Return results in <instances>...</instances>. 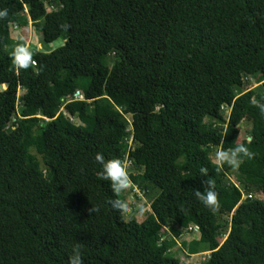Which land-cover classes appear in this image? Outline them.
Segmentation results:
<instances>
[{
	"label": "trees",
	"instance_id": "16d2710c",
	"mask_svg": "<svg viewBox=\"0 0 264 264\" xmlns=\"http://www.w3.org/2000/svg\"><path fill=\"white\" fill-rule=\"evenodd\" d=\"M0 9V264H67L77 243L84 264H183L174 250L184 232L194 236L183 250L209 253L206 264H264V94L242 93L264 82V0H0ZM28 21L44 46L64 41L32 55L35 67L12 56L25 44L11 28ZM78 91L84 100L68 103ZM244 121L239 144L252 159L214 162L217 148L239 145ZM97 153L131 161L151 208L143 222L111 208L126 197L98 177ZM233 170L241 187L225 182ZM208 178L215 211L192 193Z\"/></svg>",
	"mask_w": 264,
	"mask_h": 264
},
{
	"label": "clouds",
	"instance_id": "9594fccd",
	"mask_svg": "<svg viewBox=\"0 0 264 264\" xmlns=\"http://www.w3.org/2000/svg\"><path fill=\"white\" fill-rule=\"evenodd\" d=\"M6 15L7 9H0V18H4ZM12 56L14 62H16L18 66L26 67L30 62L31 52L23 45H17L13 50ZM78 93L81 96V99L84 100L83 94L78 91L74 95L73 99H70L67 102L80 101V97L77 96ZM259 107L260 111L264 113V105H260ZM250 139L251 138H249V140ZM253 155L254 154L250 152L244 144H239L230 149L217 148L214 153L215 159L221 166L226 163L233 169H238L243 163L244 158L252 159ZM94 159L100 165V171L97 174L98 177L102 180L109 181L114 193L126 192L130 188L132 181L130 179L129 166L127 162L119 158L105 160L101 153H97ZM126 160H128V158ZM199 172L201 174L200 176L206 177L208 174V170L204 166L200 167ZM213 185L214 180L212 178H208L203 192L199 190H192L193 195L203 204V206L211 211H215L219 207L217 199L218 194L214 190ZM109 204L114 211L121 215H128L134 211V209L131 208L126 201L120 199H112L109 201ZM90 211L94 212L97 211V209L91 208ZM143 212V206H139L138 213ZM67 264H84L81 253V245L79 243L74 245L72 248Z\"/></svg>",
	"mask_w": 264,
	"mask_h": 264
},
{
	"label": "rangeland",
	"instance_id": "374dc122",
	"mask_svg": "<svg viewBox=\"0 0 264 264\" xmlns=\"http://www.w3.org/2000/svg\"><path fill=\"white\" fill-rule=\"evenodd\" d=\"M25 12H27L28 8L25 6ZM46 10L47 12L51 11V7L46 5ZM11 37L12 40L15 42L22 41L24 42L25 46L30 52H31V57L35 53L38 52H53L56 51L57 49L61 48L64 46V41L59 39L48 45L47 47L43 45L41 35L36 31V28L34 27L33 23L31 21H28L26 27H12L11 28ZM110 63H112V58L109 57ZM6 88V86H5ZM250 90H255L258 91L259 93L264 94V82H258L257 79H251L249 84L245 86V88L242 90V93H248ZM23 93V90L19 89L18 91V96ZM67 102H64L66 104ZM20 108V105H18ZM17 108V109H19ZM64 109V108H63ZM224 114L226 118H229L230 115V110L231 108H226L224 109ZM64 111V110H62ZM127 121L129 124L132 123V117L131 115L126 116ZM75 122L78 124L77 120ZM220 128L225 131L227 126L225 125H220ZM250 130V124L246 121L242 123V125L238 128H235V132L238 133V139L237 143H241L243 141V137L247 136L248 132ZM132 139L129 140V145H131ZM216 151V150H215ZM215 153V152H214ZM212 159L214 162L220 164L214 157V154L212 156ZM129 166V174L132 172V164L129 160H125ZM236 171L233 170L229 172L226 175L225 182L228 184H235L238 187H241L240 182H238L236 178ZM122 194L126 197V202L128 205L134 209V211L131 214L124 215L126 220L131 219L132 217H135L138 222H143L145 218L147 217L148 213H150L151 208H150V203L148 200L143 196V194L135 188L132 184L130 185V188L126 192H122ZM247 197V194L243 193V200ZM260 198L263 199L262 196H259ZM143 206L144 212L143 213H138V207ZM229 233V226L227 233L225 237L221 240L223 242ZM197 235V234H196ZM194 235H189L187 232H184L183 235L179 240H177V244L175 247L174 252H176L177 257L180 259L181 263L183 264H206L208 260L209 253H202L199 255L195 256H188L186 252L183 250V242H190L192 241ZM198 237V236H197ZM166 238H171L170 230L166 229Z\"/></svg>",
	"mask_w": 264,
	"mask_h": 264
},
{
	"label": "built area",
	"instance_id": "2783aa9c",
	"mask_svg": "<svg viewBox=\"0 0 264 264\" xmlns=\"http://www.w3.org/2000/svg\"><path fill=\"white\" fill-rule=\"evenodd\" d=\"M30 63L32 64L33 67L36 66V62H35L33 59H30ZM77 96L81 98V96L79 95V93L77 94ZM247 198H248V199H251L252 196L249 195V196H247L245 199H247ZM190 230H191V229H190ZM196 231H197V230H196Z\"/></svg>",
	"mask_w": 264,
	"mask_h": 264
},
{
	"label": "water",
	"instance_id": "95a60500",
	"mask_svg": "<svg viewBox=\"0 0 264 264\" xmlns=\"http://www.w3.org/2000/svg\"><path fill=\"white\" fill-rule=\"evenodd\" d=\"M1 89H2V90H5L6 88H5V86H3V87H1Z\"/></svg>",
	"mask_w": 264,
	"mask_h": 264
},
{
	"label": "bare ground",
	"instance_id": "6f19581e",
	"mask_svg": "<svg viewBox=\"0 0 264 264\" xmlns=\"http://www.w3.org/2000/svg\"><path fill=\"white\" fill-rule=\"evenodd\" d=\"M79 100H80V101H82V99H81V98H80Z\"/></svg>",
	"mask_w": 264,
	"mask_h": 264
}]
</instances>
